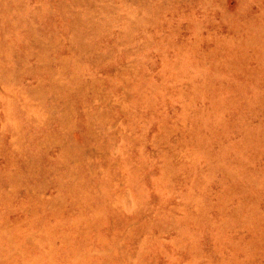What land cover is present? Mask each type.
<instances>
[{"label":"rangeland","instance_id":"1","mask_svg":"<svg viewBox=\"0 0 264 264\" xmlns=\"http://www.w3.org/2000/svg\"><path fill=\"white\" fill-rule=\"evenodd\" d=\"M0 264H264V0H0Z\"/></svg>","mask_w":264,"mask_h":264}]
</instances>
